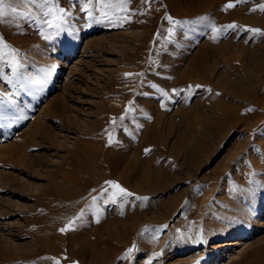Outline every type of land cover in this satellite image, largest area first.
<instances>
[{
	"label": "rangeland",
	"instance_id": "rangeland-1",
	"mask_svg": "<svg viewBox=\"0 0 264 264\" xmlns=\"http://www.w3.org/2000/svg\"><path fill=\"white\" fill-rule=\"evenodd\" d=\"M85 3L0 23V264H264V0Z\"/></svg>",
	"mask_w": 264,
	"mask_h": 264
},
{
	"label": "snow or ice",
	"instance_id": "snow-or-ice-1",
	"mask_svg": "<svg viewBox=\"0 0 264 264\" xmlns=\"http://www.w3.org/2000/svg\"><path fill=\"white\" fill-rule=\"evenodd\" d=\"M134 0H86V3L83 5V10L84 11H89L90 7L93 5V3H98L100 6V12L102 16L110 18L111 16H119V21L117 22H123L129 19L132 9L129 7ZM141 2L145 5H150L151 0H141ZM55 4V0H0V23L8 24L10 21L7 19L9 15L12 16H17V17H22L24 19H36L32 15V13L24 11L21 12L19 9L21 7L27 9L29 6H35L36 8L40 9H45L47 8V11H44L43 14L47 16L53 9L50 7L51 5ZM233 4H228L227 7L231 8L233 7ZM260 10L264 11V5H260ZM89 15L91 16V12H89ZM165 19L172 25H181V26H187L190 24H201L205 21H207V17H202L198 20L195 21H179V20H174L171 16L165 17ZM226 30H232L235 31L238 29V26L235 24H229L225 26ZM214 31L219 33L221 29L219 28H213ZM246 32H250L252 36H264V30H261L259 28H245ZM169 32V40L172 43H175L174 40L171 39L172 35L174 34V28H170L168 30ZM187 33H185L186 35ZM159 36V34H157ZM47 39V37H45ZM9 46L5 43L4 38L0 36V49L3 48H8ZM126 76H130L132 74H125ZM11 83V81H10ZM155 87V85H153ZM21 87H24L23 84H21ZM196 88L202 87L201 85H196ZM175 91V90H173ZM189 95L192 94L191 87L189 88ZM208 91H211V89H208ZM163 95L167 96V93L162 92ZM3 95V94H0ZM12 101L9 99H0V108H3L5 106H10L12 105ZM131 110V109H130ZM251 110V109H250ZM22 118V117H18ZM123 119V117H122ZM109 144L111 145L114 143L113 139L109 137ZM106 184L108 185L107 188H104L101 192V196H103L105 193L109 192V188L112 189L111 193L108 195V198L105 200V202H111V203H116L118 198H123L126 200L128 197L133 196L134 194L129 192L127 189L122 187L118 182L116 181H106ZM99 197L94 196L93 203L96 202V200ZM137 199H146L142 197H136ZM97 222H99L97 220ZM74 225H75V220L70 221L69 224L65 227L62 228L60 231L61 232H66L69 230H74ZM134 247L128 249V252L126 253L125 256L121 257L122 260H127L132 252L134 251Z\"/></svg>",
	"mask_w": 264,
	"mask_h": 264
},
{
	"label": "bare ground",
	"instance_id": "bare-ground-1",
	"mask_svg": "<svg viewBox=\"0 0 264 264\" xmlns=\"http://www.w3.org/2000/svg\"><path fill=\"white\" fill-rule=\"evenodd\" d=\"M67 92V91H66ZM83 94V93H82ZM70 98V97H69ZM67 100V98H66V94L65 95H63V96H60V97H58V98H56L55 100H54V102H53V105L50 107V108H48L46 111H48L47 113H50L51 115H57V116H60L61 115V117L63 118V120L64 119H66V121H70L71 123H75L74 122V119H72L71 118V116L73 115L72 114V111H71V108H69L68 107V105H71V104H67V102L68 101H66ZM71 100V99H70ZM70 102V101H69ZM77 107V106H76ZM72 108H73V106H72ZM75 108V107H74ZM76 110V109H75ZM78 110V109H77ZM83 110V109H82ZM86 113V112H85ZM104 113V112H103ZM74 115H76V114H74ZM73 115V116H74ZM75 117V116H74ZM77 117V116H76ZM68 118V119H67ZM77 119V118H76ZM78 119H80V118H78ZM77 119V120H78ZM76 120V121H77ZM44 120H43V118H41V119H39V121H38V124H36V129H34L35 131L33 132V133H36V134H39V131H38V129H37V126L40 124V123H42ZM79 121V120H78ZM104 121V120H103ZM102 122V121H101ZM62 123V122H61ZM70 123V124H71ZM79 124V123H78ZM107 124V123H106ZM74 125V124H73ZM77 125V124H76ZM33 128V127H32ZM52 128V127H51ZM98 128H100V127H98ZM103 129V128H102ZM51 130V129H50ZM42 131V130H41ZM45 131V130H44ZM43 131V132H44ZM47 131V130H46ZM52 131H53V129H52ZM57 132V131H56ZM48 133V132H47ZM46 133V134H47ZM60 133V132H59ZM58 133V134H59ZM46 134H43L42 132H40V135L43 137L42 139L43 140H46V139H48L51 143H54L55 141H56V139H57V137L58 136H56V135H58V134H56V135H54V132H53V135H52V133H51V135L53 136L52 138L51 137H49L48 138V134L46 135ZM50 135V134H49ZM61 136V135H60ZM62 136H63V134H62ZM59 141V140H58ZM57 142V141H56ZM61 142L62 141H60V144H61ZM64 142V141H63ZM39 145V144H38ZM54 145V144H53ZM57 145H59V144H57ZM63 146V145H62ZM59 148H62V147H60V146H58ZM66 147V146H65ZM68 147V146H67ZM63 148H64V146H63ZM65 149V148H64ZM68 149V148H67ZM23 155V154H22ZM28 156V155H27ZM24 158H26V155L24 156L23 155V157H21V159H22V162L27 166V167H29V169H32L33 167H31V165H28L26 162H24L25 161V159ZM29 158H31V157H29ZM30 160V159H29ZM32 160H33V158H32ZM33 162V161H32ZM33 166V165H32ZM37 166V165H36ZM35 166V167H36ZM134 166H135V164H134ZM133 166V167H134ZM135 169V168H134ZM133 169V170H134ZM41 169H39V171H40ZM32 171V170H31ZM36 171H38V170H36ZM36 171H32L33 173H35ZM44 173V172H43ZM37 175V174H36ZM42 175V174H41ZM51 177V176H50ZM49 177V178H50ZM55 177V176H54ZM17 181V180H16ZM19 181V180H18ZM17 181V182H18ZM26 181V180H25ZM25 181H22V183L23 182H25ZM119 181V180H118ZM117 181V182H118ZM21 182H19V184H20ZM66 183V182H65ZM122 184V183H121ZM130 184V183H129ZM24 185V184H23ZM40 185V184H39ZM66 185V184H65ZM31 186V185H30ZM36 186H37V184H36ZM44 186V185H43ZM42 186V187H43ZM56 186V185H55ZM123 186L124 187H127V185H125V184H123ZM28 188V187H27ZM46 188V187H45ZM104 188V187H103ZM20 189V188H19ZM25 189V188H24ZM31 188L29 187V190H30ZM132 189H134L135 191L134 192H136V191H139L140 192V190H139V188H138V186H132ZM17 191H19V190H17ZM36 191V190H35ZM37 191H39V190H37ZM36 191V192H37ZM20 192V191H19ZM32 193V192H31ZM38 193H40V192H38ZM32 194H34V193H32ZM104 200V199H103ZM40 202V201H39ZM93 202V201H92ZM106 204V203H105ZM109 204V203H108ZM6 208V207H5ZM102 208V207H101ZM84 209V208H83ZM11 210V209H10ZM95 210V209H94ZM93 210V211H94ZM119 213V212H118ZM97 214V213H96ZM95 214V215H96ZM86 216V215H85ZM88 217H89V215H88ZM96 219V218H95ZM98 220V219H97ZM107 221V220H106ZM99 224V223H98ZM111 224V223H110ZM104 226V225H103ZM109 230V229H108ZM105 231H106V229H105ZM1 233V232H0ZM2 234V233H1ZM104 234V233H103ZM99 235V234H98ZM119 235V234H118ZM15 236V235H14ZM97 236V235H96ZM103 236V235H102ZM3 237V236H2ZM98 237V236H97ZM105 237V236H104ZM3 239V238H2ZM1 239V240H2ZM7 241V240H6ZM6 241H5V243H6ZM92 241V240H91ZM96 241V240H95ZM94 241V242H95ZM100 242V241H99ZM98 242V243H99ZM2 244V243H1ZM7 244H8V242H7ZM9 244H10V242H9ZM12 244H14V243H12ZM92 244V243H91ZM105 244H106V242H105ZM4 245V244H3ZM16 246H17V244H15ZM7 246V245H6ZM19 246V245H18ZM2 247V246H1ZM5 248V247H4ZM13 248V247H12ZM15 248V247H14ZM13 248V249H14ZM18 248V247H17ZM7 249V248H6ZM9 249H10V247H9ZM27 249H30V248H27ZM26 249V250H27ZM2 250V249H1ZM11 250V249H10ZM18 250V249H17ZM11 251H13V250H11ZM3 252H5V250L3 251ZM1 254H3L2 252H0ZM9 253L11 254L12 252H10L9 251ZM8 254V253H7ZM7 256H10V255H7ZM2 257V256H1ZM5 257V256H4ZM75 259V258H74ZM78 261V260H77ZM81 263V262H80Z\"/></svg>",
	"mask_w": 264,
	"mask_h": 264
}]
</instances>
